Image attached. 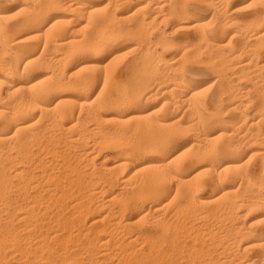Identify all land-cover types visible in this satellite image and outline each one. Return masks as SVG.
Wrapping results in <instances>:
<instances>
[{"label":"bare ground","instance_id":"1","mask_svg":"<svg viewBox=\"0 0 264 264\" xmlns=\"http://www.w3.org/2000/svg\"><path fill=\"white\" fill-rule=\"evenodd\" d=\"M129 37L130 86L104 100L98 75L84 72H100L95 56ZM194 51L216 63L219 83L199 101L201 83L179 72ZM83 55L93 57L67 76ZM206 106L223 143L203 133ZM103 117L114 128L97 140ZM130 121L144 136L127 147L113 135ZM196 123L191 153L170 149ZM257 145L264 151V0H0V264H264Z\"/></svg>","mask_w":264,"mask_h":264},{"label":"rangeland","instance_id":"2","mask_svg":"<svg viewBox=\"0 0 264 264\" xmlns=\"http://www.w3.org/2000/svg\"><path fill=\"white\" fill-rule=\"evenodd\" d=\"M7 4V6H6V8L8 9L7 11H10V10H12V8L16 5V2H14V1H9V2H6ZM104 3V4H103ZM107 3V0H101V5L102 6H104L105 4ZM243 13V12H242ZM244 13H246V12H244ZM10 14V15H9ZM13 14H15V13H8L7 14V17H8V19H10L9 21L10 22H14V21H16L18 18H19V16H17V14H16V16H14ZM210 17V14L208 13L207 14V19ZM121 25H124V26H127V24H125V23H120ZM123 40V39H122ZM120 40V42L122 43H120V42H118L112 49H111V53H107V52H104V53H101L100 55H98V56H95V58L97 59V64H99L98 66H100V68H102L103 66H105V67H103L102 69H101V71L99 72V69L98 70H95V72H94V70H87L86 72H84V74L85 75H87V74H96V75H98V79H99V81L97 80V82L99 83V84H97V83H95V85H94V87H95V94H97L98 92H99V90H101V88H103V94H102V98L104 99V100H106V98H110L111 100H114V101H119L120 100V98H122L123 97V92H124V90L126 91L127 90V88H129V86H130V78H129V73L126 71V66L128 65V64H130V63H132V61L137 57V55H138V52H137V50H136V52L134 51V48H135V45H136V41H134L135 39H133V38H128V40L127 39H125V40ZM131 40V41H130ZM128 41V42H127ZM130 41V42H129ZM175 42H178V43H180L181 41H179V40H177V41H175ZM119 43L121 44V45H119ZM130 43V44H129ZM135 44V45H134ZM117 45H118V47H117ZM117 47V48H116ZM174 52V53H173ZM203 53H202V55L199 53L198 55H197V53H195V51H194V53H192L191 52V54H189L187 57H185V59H183V63L184 62H186V64L184 65H182L181 64V67H183V68H181V69H179L178 71L180 72V73H182L183 75H186L187 77H188V79H193V80H197V81H199L200 83H201V88H200V93H202L201 94V96L203 97H201L200 96V98H197L198 100L197 101H199L200 99H205V98H208V97H212V95H214V94H218V86H219V83H215V85H212L213 84V81H215V78H216V74L217 73H215V72H217L216 70V67H214L215 65H216V63L214 62V61H211V59L208 57V54H207V52L206 51H202ZM113 53V54H112ZM175 53H176V50H170V51H167L166 53H165V55H166V58L167 59H175V58H177V59H179L180 57H179V55H175ZM193 54V55H192ZM204 54H206V55H204ZM174 55V56H173ZM191 55V56H190ZM200 55V56H199ZM169 56V57H168ZM199 56V57H198ZM91 57H93V56H91V55H88V57H87V55H83V57L81 56V57H79V58H77V59H75L74 61H73V64L72 63H70L71 65H69V71H68V73H66L67 74V76H69L72 72H74V71H72V70H74V68H75V66L79 63V62H81L83 59L85 60V59H88V58H91ZM172 57V58H171ZM191 57H193V58H191ZM195 57V58H194ZM110 59H112V63L111 64H109L108 63V60H110ZM192 59V60H191ZM77 60V61H76ZM181 61L179 62V64L181 63ZM197 61H198V63H197ZM202 61V62H201ZM130 62V63H129ZM215 64H214V63ZM206 63V64H205ZM208 63H211L210 65L208 64ZM107 64V65H106ZM126 64V65H125ZM195 64V65H194ZM197 64V65H196ZM214 64V65H213ZM110 65V66H109ZM102 66V67H101ZM109 66V67H108ZM125 66V67H124ZM179 66L180 65H178V68H179ZM70 67H72V68H70ZM213 67H214V70H212L213 69ZM210 68H212V69H210ZM184 69V70H183ZM187 70V71H186ZM192 70H195V72H191ZM211 70H212V72H211ZM97 71L99 72L98 74H97ZM104 71H105V73H104ZM190 73H189V72ZM197 71V72H196ZM213 71H215V72H213ZM111 72V73H110ZM121 72V73H120ZM211 72V73H210ZM193 73V74H192ZM213 73V74H212ZM215 73V74H214ZM69 74V75H68ZM113 74H114V77H112L113 76ZM191 74V75H190ZM196 75H198V76H196ZM202 75V76H201ZM99 76H101L100 78H99ZM106 76V77H105ZM123 76V77H122ZM192 76V77H191ZM105 77V78H104ZM110 77H111V79H110ZM122 77V78H121ZM104 78V79H103ZM124 78V79H123ZM206 78H208V79H206ZM211 78V79H210ZM103 79V80H102ZM199 79V80H198ZM213 79V80H212ZM101 80V81H100ZM208 80V81H207ZM212 80V81H211ZM104 81V82H103ZM206 84H204L203 82ZM102 83V84H101ZM104 83V84H103ZM108 83V84H107ZM209 83H211V84H209ZM246 82L245 81H243L242 82V84H245ZM102 85H103V87H102ZM105 85H107V86H105ZM100 86V87H99ZM205 86V87H204ZM208 86H211V87H209L208 88ZM125 88V89H124ZM207 88V89H206ZM210 88H213L212 90H208V89H210ZM121 90H123V92L121 91ZM206 90H208V91H210V92H205ZM213 90H214V93H213ZM115 91V92H114ZM118 92V93H117ZM211 92L213 93V94H211ZM112 93V94H111ZM115 93V94H114ZM122 93V96H120V94ZM200 93H199V95H200ZM206 93H208L207 94V96H206ZM114 95H116V96H114ZM162 98V99H161ZM164 98L165 97H158L157 98V100H158V104H156L157 102V100L155 101V103L153 104L154 105V107H153V109H156V110H158L159 111V109L161 110V104H162V101L164 100ZM248 101H249V99H247ZM160 104V105H159ZM66 106H69V107H71L70 105H66ZM159 107V108H158ZM210 108H212V107H210V106H206L205 108L204 107H200V112H202L201 114H203L202 116H203V119H202V121L203 122H201L200 124H201V127H203V133H205V134H207V135H209V137H211V138H213V140H215L214 142H215V144H220V143H223V142H225L226 140H224L226 137V135H225V132L223 131V129H219L217 126L215 127V126H212L210 123H209V115L211 114V113H213V109L214 108H212V110H210ZM178 109V108H177ZM176 109V111H175V116H176V118L177 117H181L182 115H184V111H185V117H186V111H187V109L185 110V108H180L181 109V111H180V113H179V110L180 109H178L177 110ZM203 109L205 110V111H203ZM184 110V111H183ZM212 111V112H211ZM160 112V111H159ZM199 112V113H200ZM251 112V113H250ZM164 113V110L162 111V113H159V115L161 114H163ZM248 114L251 116V115H253L254 114V108L252 109V108H250L249 110H248ZM181 115V116H180ZM207 115V116H206ZM184 117V118H185ZM188 117H191V116H188L187 115V117L186 118H188ZM194 117H196V115L194 116ZM208 117V118H207ZM127 118H129V116H127L125 119H127ZM185 118V119H186ZM226 118V120H228V117L226 116L225 117ZM106 119V120H105ZM192 119V120H191ZM191 121H193V118L191 117ZM88 120V123L89 124H87V121L85 122L87 125L86 126H84V127H88V128H90L91 126H93V125H95V124H93L92 125V123H95L94 121H91L90 119H87ZM104 120V121H103ZM107 120H109V117H103L102 118V120H101V130H98V131H94V134L95 135H93L92 134V136H94V137H96L97 138V140L99 139V137L100 138H102V136H105V134L103 135L102 133H99L100 131H107V130H109V131H111V130H113V128H114V125H113V123H112V121L111 120H109V121H107ZM187 120V119H186ZM188 120H189V118H188ZM189 120V121H190ZM194 120H196V118L194 119ZM206 121V123H205V121ZM106 121V122H105ZM208 121V122H207ZM103 122V123H102ZM84 124V123H83ZM91 124V126H89ZM200 124H198V123H196V128H194L195 130L197 129V128H199L198 126L200 125ZM206 126H205V125ZM85 125V124H84ZM135 126V128H136V130H134L133 131V129H135V128H132V127H134ZM184 127V126H183ZM182 127V129H183V131H181L180 132V134H178L177 135V137L174 139V141H173V143H172V145H171V147H170V149H172V150H174V151H176L177 149H179L180 151H183V152H188V151H186L187 149H190L191 150V146L195 143V141H197L198 140V138H197V136L198 135H200V132L201 131H199L200 129H197L196 131L198 132H196L195 131V133L197 134L196 136L194 135L195 133H194V131L193 130H191V129H184ZM200 127V128H201ZM205 127V128H204ZM208 127V128H207ZM125 128H127V129H125ZM124 128V130H123V133H124V136H123V133H119L118 131H116V133L114 132V135H113V139H114V141H116V142H118V140H119V143L120 144H124V146H126V144L128 145V144H130V145H128L127 147H132V146H134V144L133 143H137L140 139H142L143 138V133H141V131L139 130V127H138V125H137V123L136 122H132V121H130L127 125H126V127ZM187 130H189V131H187ZM201 130H202V128H201ZM219 130V131H218ZM218 131V132H217ZM223 131V132H222ZM96 132V133H95ZM125 132H126V134H125ZM131 132V133H130ZM187 132H189V133H187ZM191 132V133H190ZM98 133V134H97ZM106 133H108V131L106 132ZM192 133H194V134H192ZM202 133V132H201ZM219 133L221 134L222 133V135H219ZM100 134V136H98ZM116 134H117V136H116ZM120 134H121V136H120ZM131 134H132V136H131ZM97 135V136H96ZM195 136V138H193L194 136ZM217 135L219 136V137H217ZM116 136V137H115ZM141 136H142V138H141ZM193 136V137H192ZM94 137H89V139H90V141H88L90 144H92L93 143V141H92V139L94 138ZM118 137V138H117ZM132 137H134V138H132ZM139 137V138H138ZM191 137V138H190ZM124 139V140H122V139ZM126 138V139H125ZM134 139L135 141H133L132 139ZM193 138V139H192ZM216 138V139H215ZM88 139V140H89ZM121 139V140H120ZM96 140V139H95ZM127 140V141H126ZM130 140V141H129ZM92 141V142H91ZM133 141V142H132ZM126 143V144H125ZM192 143V144H191ZM183 144H184V146H183ZM136 146V145H135ZM177 146V147H176ZM179 146V147H178ZM253 146V145H252ZM187 147V148H186ZM254 147V146H253ZM251 148L250 150H249V153H252L254 156H256L255 157V159H262V160H264V154L261 156V154H260V151H261V153H263L264 151H263V149H262V147H263V145H262V147H259L258 145L255 147V148ZM259 147V148H258ZM175 148V149H174ZM177 148V149H176ZM186 148V149H185ZM183 149V150H182ZM259 149V150H258ZM194 150L196 151V149H192V151L194 152ZM255 150V151H254ZM256 150H258V151H256ZM109 150H103V152L104 153H106V152H108ZM190 153H191V151H189ZM256 152H258L259 154L257 155V153ZM102 155V154H101ZM101 155H99L98 157H97V159L98 160H102V156ZM263 178H264V173H263ZM236 188V186H234L231 190L232 191H236L237 189H235ZM99 210V209H98ZM97 212H99V213H101V212H104V210H99V211H97ZM149 219H151V218H149ZM214 220V218H210V219H207L208 220V222L207 223H210V222H213V221H211V220ZM152 220V219H151ZM150 220V221H151ZM206 220V221H207ZM146 221H149V220H146ZM146 221H144L145 223L142 225V227L143 228H146L147 227V224H146ZM203 221V220H202ZM210 221V222H209ZM199 222V221H198ZM142 224V223H141ZM140 224V225H141ZM143 228H141V226H139V229H138V227H136V231L134 230V228L133 229H131V231H132V233L134 234V233H137L138 232V230H141V229H143ZM87 258V257H86ZM85 258V259H86ZM111 259L112 260H110V261H116L115 260V257L113 258V257H111ZM114 259V260H113ZM79 263V262H78ZM77 263V264H78ZM106 263H109V260H107L106 261ZM71 264H74V263H71ZM76 264V263H75ZM94 264V263H93Z\"/></svg>","mask_w":264,"mask_h":264}]
</instances>
